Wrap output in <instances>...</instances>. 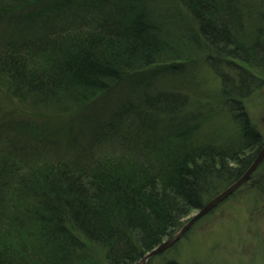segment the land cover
<instances>
[{
  "label": "trees",
  "instance_id": "trees-1",
  "mask_svg": "<svg viewBox=\"0 0 264 264\" xmlns=\"http://www.w3.org/2000/svg\"><path fill=\"white\" fill-rule=\"evenodd\" d=\"M72 1L0 0V90L20 109L87 111L148 67L202 56L243 141L197 134L201 107L163 90L124 103L127 122L83 130L82 142L71 129L25 141L26 124L0 121V264H137L262 146L243 104L263 81L232 60L264 70V25L250 30L244 0Z\"/></svg>",
  "mask_w": 264,
  "mask_h": 264
},
{
  "label": "rangeland",
  "instance_id": "rangeland-1",
  "mask_svg": "<svg viewBox=\"0 0 264 264\" xmlns=\"http://www.w3.org/2000/svg\"><path fill=\"white\" fill-rule=\"evenodd\" d=\"M79 1L81 0H73L72 4L77 6ZM163 1V4H169L168 0H155L154 3ZM244 2L248 7L244 11L246 25L251 31L254 26H263L264 0ZM232 60L253 74L257 81H263L262 87L250 94L243 104L249 130L255 131L263 144L264 70L253 68L241 60ZM176 63L179 68L173 74L168 71L169 66ZM227 72L234 74L232 69ZM134 77L141 83L135 80L124 81L97 98L95 104L87 108V111H76L75 114L68 113L64 116L41 112L39 117H36L20 109L25 108L0 90V121L15 120L26 124L29 134L23 135L25 141L35 142L37 138L48 143L59 142L63 134L66 135L71 129L76 134L77 141L82 142L88 134H84L83 130L88 131L98 126L109 132L115 128H112L113 122H127L128 117H125L121 110L124 103L131 102L137 106L138 100H142L146 91H173L185 94L187 100L194 102L198 108L201 107L200 112L205 121L200 125L201 131L197 134H203L205 138L214 134L216 136L210 137L212 140L221 138L217 140V145L227 144L232 149L239 148L243 141L240 135L243 125L241 126L240 121H234L235 114L227 111L221 96L222 80L210 70L204 57L199 56L195 60L180 59L175 63H157ZM138 115L136 113L135 116ZM205 138L201 139L206 142ZM202 140L199 142L203 143ZM231 184L222 183L214 188L211 193L216 189L215 193L205 198V204ZM198 211H193L185 218L181 226L183 227ZM172 260L178 264H264V160L244 185L193 224L169 249L152 257L148 264H166Z\"/></svg>",
  "mask_w": 264,
  "mask_h": 264
},
{
  "label": "water",
  "instance_id": "water-1",
  "mask_svg": "<svg viewBox=\"0 0 264 264\" xmlns=\"http://www.w3.org/2000/svg\"><path fill=\"white\" fill-rule=\"evenodd\" d=\"M263 160H264V144L261 146L252 164L241 175V177H239L235 182H233L225 190L220 192L218 195L212 198V200H210L207 204H205L194 216H192L187 221V223L176 234L169 237L168 239L163 241L161 244H159L157 247H155L150 252H148L145 256H143V258H141L138 264H148V261L152 257L164 252L165 250L169 249L172 245H174L192 227L193 224H195L203 216L208 214L211 210L216 208L217 205H219L227 197L233 194L239 187H241L250 178V176L254 173V171L257 169V167L261 164Z\"/></svg>",
  "mask_w": 264,
  "mask_h": 264
},
{
  "label": "bare ground",
  "instance_id": "bare-ground-1",
  "mask_svg": "<svg viewBox=\"0 0 264 264\" xmlns=\"http://www.w3.org/2000/svg\"><path fill=\"white\" fill-rule=\"evenodd\" d=\"M175 234H176V233H175ZM166 239H168V238H166ZM166 239H165V240H166ZM165 240H163V241H165ZM163 241H162V242H163Z\"/></svg>",
  "mask_w": 264,
  "mask_h": 264
}]
</instances>
